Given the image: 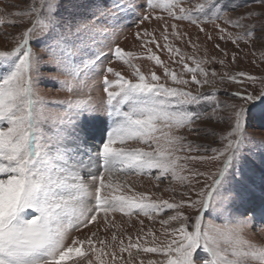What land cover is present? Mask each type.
Here are the masks:
<instances>
[{
	"label": "snow or ice",
	"instance_id": "obj_1",
	"mask_svg": "<svg viewBox=\"0 0 264 264\" xmlns=\"http://www.w3.org/2000/svg\"><path fill=\"white\" fill-rule=\"evenodd\" d=\"M252 2L264 5V0ZM248 6L224 0H193L190 7L183 0H27L19 11L0 9L4 13L0 26L30 25L14 37L13 47L0 50V264H79L81 259L87 264H264V243L246 235L256 215L251 198L257 185L243 174L255 154L247 125L251 109L264 105V76L245 71L217 73L204 67L223 66L225 60L183 53L170 36L191 46L194 53L200 46L180 25L169 24L157 12L170 20L187 21L208 40L213 37L203 25L211 23L220 40L239 49V41L264 42V35H255V24L244 23L264 13L228 15L229 10ZM10 16L19 19H6ZM131 16L137 17V26L152 19L163 21L159 34L163 45L155 31L146 28L135 33L143 53L116 44ZM217 21L243 31L230 32ZM34 42L40 52L34 50ZM150 45L167 51L180 70L163 61ZM215 48L228 56L219 44ZM109 55L131 68L132 78L104 66ZM260 57L264 60V51ZM141 58L153 61L162 74L141 71L134 62ZM231 59L235 62L237 54L232 53ZM45 66L63 75L62 80L47 78L58 80L72 94L68 99L45 101L36 91ZM93 77H100L106 94L103 100L91 95L97 85ZM217 80L235 84L239 90L219 88ZM257 84L259 91L249 90ZM221 92L242 103L221 101ZM47 103L62 105V110L51 111ZM104 116L108 127L101 142L94 145L95 150L86 147L89 126ZM200 121L224 126L218 133L204 129L205 135L218 138L219 147L194 145L181 134L187 129L198 136ZM129 141L147 147L130 148ZM201 151L212 155H191ZM193 162L217 166L200 171L188 167ZM153 170L155 179L170 175L179 183L184 189L178 193L181 199H153L123 179L151 176ZM245 201L249 202L244 209L251 213L248 217L240 208ZM168 211L174 214L158 221L160 236L152 228L145 231L140 219L142 227L135 238L127 230L118 237L121 225L115 221L116 213L128 217L131 226L133 216L155 221ZM259 214L264 220V206ZM89 226L97 231L84 239L71 237L72 232ZM101 226L111 230V243L98 236ZM145 254L153 258L145 260Z\"/></svg>",
	"mask_w": 264,
	"mask_h": 264
},
{
	"label": "rangeland",
	"instance_id": "obj_2",
	"mask_svg": "<svg viewBox=\"0 0 264 264\" xmlns=\"http://www.w3.org/2000/svg\"><path fill=\"white\" fill-rule=\"evenodd\" d=\"M67 2V0H65ZM185 7H190L193 0H183ZM225 3H241V4H248V7H242L237 9L236 11L229 10L228 15L232 18L244 13V12H258L264 13V5L259 3H253L252 0H224ZM27 3V0H0V9H5L8 13L19 11L21 10ZM157 12L161 15L165 16V20L169 24L177 23L181 26V31H185L188 33L190 37H192L193 41L197 43L200 47L199 50L194 53V50L183 41L180 40H173L172 37H169L171 43L175 44V46L181 48L183 53H187L189 55L195 54L197 59L201 57L207 56L209 57H216L217 60L224 59L225 64L221 66L219 63H212L206 64L204 67L209 69H215L217 73H226V72H238V71H245L251 75H255L257 77L264 76V60L260 57V52L264 51V42L253 39L250 43H245L244 41H239V49L231 42L225 40H220L218 38L217 32L214 28V25L211 23H205L203 27L205 28L206 32L212 34L213 39L208 40L204 33L199 32V30L195 26L189 25L187 21H175L170 20L165 13L160 12L157 9ZM4 13L0 12V16H3ZM6 19H19L15 16L6 17ZM137 17L131 16L128 19L127 24L124 26L123 31H121L116 38L115 43L118 44L120 47L124 48L126 51H134L138 54L143 53V49L141 48V41L137 39L135 33L138 31L142 32V29H148L149 32L155 31V35L161 45H163L164 41L160 39V32L163 31L162 24L163 21H158L152 19L151 21H145L142 25L136 24ZM222 26L228 27L227 25L223 24V21H217ZM245 24H255L256 25V32L255 35L257 37L264 35V15H254L244 21ZM30 26L29 23L19 24L17 26H9L5 24L0 26V50H8L14 46L16 43L14 37L17 36L20 32L24 30V28ZM230 32H238L243 31V29H237L228 27ZM169 32H171V28H169ZM5 33L8 35L6 36ZM196 36H199V40H196ZM219 44L221 49L227 51L228 56H224V54L218 51L215 48V45ZM33 48L35 51L40 52V45L37 43H33ZM149 47L152 48L160 58L168 63L174 70L179 71L180 65L173 64L172 61L169 59V54L167 51H160L155 48L154 45H150ZM205 49L207 53H205ZM107 51V50H105ZM253 51H255L256 55H253ZM232 53L237 54V59L235 62L232 61L231 55ZM43 55V53H41ZM44 59H47V56H44ZM138 64L141 68V71L145 73L149 72L150 70H155L157 74H162V69L159 67H154V62L147 60L146 58H141L134 61ZM191 64V61H188ZM104 66H111L115 68L117 71H120L123 75L132 78V69L129 68L127 65L123 64L121 61L114 59L111 55L107 56L104 60ZM42 79L36 85V91L39 95L45 98V101H63L69 98L70 93L63 90L61 84L58 80H51L48 79L50 75L58 76L60 80L64 79L63 75L57 73L54 68L51 67H42L41 68ZM190 75V74H189ZM109 78L111 79L112 76L109 74ZM188 78V77H186ZM212 79V77H209ZM97 81L96 87L93 88L91 95L96 98L97 100H103L105 97V93L103 92L102 86H100L99 80L100 77H93ZM217 87L219 88H227L229 92H235L238 87L235 84H220L217 80ZM250 91H259V84H257L254 88H250ZM87 91V90H85ZM219 99L221 101H227L229 103L240 104L242 103L241 100L237 98H233L229 95H225L224 92L219 94ZM62 105L59 104H52L47 103L46 108L51 111H60L62 110ZM199 126L201 127L202 131L197 136L191 132H188L187 129L182 130L183 135L187 137L188 140L193 141L195 144H205L210 145L211 147H219L220 142L216 136L213 135H205L204 129L207 130H214L215 132H220L223 129V125H217L215 121H200L198 122ZM108 127V120L107 117L104 116L102 119L93 122L89 126V141L86 147H93L95 150L94 145L98 144L101 138V135L106 132ZM247 134L253 137V152L255 153L253 156L249 157L248 163L245 165L243 170V174L246 179H250L254 181L257 185V191L251 198V203L256 208V215L252 221L250 228L246 235L249 239L254 241H258L264 243V232H261L260 229L264 228V220L261 219L259 214V209L261 206H264V184L261 183V177H264V164L261 163L262 158H264V153L261 152L262 146H264V105L257 104L253 107L249 113L248 118V125H247ZM130 148L135 147H144L147 146L144 144H139L135 141H129L127 144ZM179 155H185L186 153H178ZM191 155H212L211 152H193ZM217 166L216 163H199L193 162L188 165L189 168H199L200 171H213ZM186 174V172H185ZM127 183H129L132 188L135 189L137 192H147L152 195L153 199H164L169 200L170 202L175 199H181V196L178 194L179 192L183 191L184 189L181 188L178 182L173 181L171 176H167L160 180L155 179V170H153V175H128L126 178ZM157 185H159L157 187ZM171 189H175V192L171 191ZM127 191V189H124ZM131 194V193H130ZM249 207V202L245 201L240 205L241 213L244 217H248L251 215L250 212L244 211L245 208ZM31 211V210H29ZM174 214L172 211H168L166 214L162 213L156 217L155 221L148 220L147 217L144 216H133L131 218V222L129 226V218L123 217L121 214H115V221L117 224L121 225L120 230L118 231V237L121 236V233L124 230H127L128 234L132 235L133 238L137 235L138 231L142 227L139 224V220H144L143 228L147 231L148 228H152L158 236H160L162 232V225L158 222L161 219H166L167 215ZM209 217H206L208 219ZM220 223L221 221H217ZM93 231H97V228L94 226H89L87 229H81L79 231H74L71 233V237H78L80 239H84L86 236H90ZM98 236L100 238L106 239L109 243H111V230L104 231L103 226H101V230L98 232ZM71 237L67 241L68 244L71 243ZM125 242H127L126 237H123ZM163 239V237H161ZM119 241H117L118 244ZM99 247V245H97ZM84 249L87 250V245L84 246ZM127 255L126 253L124 254ZM92 258V257H89ZM149 258H153L151 254H145L144 259L147 260ZM199 261V257H197ZM79 264H87V261L81 259Z\"/></svg>",
	"mask_w": 264,
	"mask_h": 264
}]
</instances>
